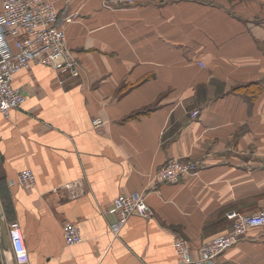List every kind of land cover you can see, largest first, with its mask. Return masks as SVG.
Listing matches in <instances>:
<instances>
[{"label": "crops", "instance_id": "obj_1", "mask_svg": "<svg viewBox=\"0 0 264 264\" xmlns=\"http://www.w3.org/2000/svg\"><path fill=\"white\" fill-rule=\"evenodd\" d=\"M54 2L75 15L66 31L82 75L31 63L13 77L21 107L0 110V218L19 222L24 264H177V234L196 255L230 230L229 211L264 209V0ZM172 158L201 166L158 181ZM27 168L32 189L19 183ZM132 191L154 216L132 215L116 237L106 210ZM67 221L79 243L65 241ZM1 259L18 264L10 242ZM218 264H264V229Z\"/></svg>", "mask_w": 264, "mask_h": 264}, {"label": "built area", "instance_id": "obj_2", "mask_svg": "<svg viewBox=\"0 0 264 264\" xmlns=\"http://www.w3.org/2000/svg\"><path fill=\"white\" fill-rule=\"evenodd\" d=\"M112 4L133 3L135 0H108ZM75 18L74 14H60L54 0H3L0 10V110L10 117L12 110L21 107L26 98L24 91L13 85L14 74L31 63H40L54 68L66 78H79L82 66L69 46L66 27ZM203 66L204 63H201ZM200 110L193 111L197 117ZM95 126L103 124L100 117L93 119ZM194 160L172 158L160 166L156 179L176 183L186 174L200 168ZM19 183L32 189L36 177L32 169L19 174ZM107 214L114 215L110 231L117 237L122 226L132 215L153 217L154 210L140 191L119 194ZM231 221L230 230L218 234L202 244L194 255L187 237L177 234L174 245L178 254L177 264H218V258L227 249L245 238L255 229H264V209L246 214L237 210L227 213ZM64 238L68 244L79 243L82 235L73 221L64 225ZM8 237L18 264L29 261V253L21 226L17 220L8 222ZM1 248V247H0ZM0 264H3L0 262Z\"/></svg>", "mask_w": 264, "mask_h": 264}, {"label": "water", "instance_id": "obj_3", "mask_svg": "<svg viewBox=\"0 0 264 264\" xmlns=\"http://www.w3.org/2000/svg\"><path fill=\"white\" fill-rule=\"evenodd\" d=\"M0 229H1V236H2V244L0 248V262H2L1 259V252L4 247H6L9 243V237H8V231H7V225L4 222L3 218H0Z\"/></svg>", "mask_w": 264, "mask_h": 264}, {"label": "trees", "instance_id": "obj_4", "mask_svg": "<svg viewBox=\"0 0 264 264\" xmlns=\"http://www.w3.org/2000/svg\"><path fill=\"white\" fill-rule=\"evenodd\" d=\"M146 112L145 110L138 111L137 113H134L133 115H139L140 113Z\"/></svg>", "mask_w": 264, "mask_h": 264}, {"label": "rangeland", "instance_id": "obj_5", "mask_svg": "<svg viewBox=\"0 0 264 264\" xmlns=\"http://www.w3.org/2000/svg\"><path fill=\"white\" fill-rule=\"evenodd\" d=\"M77 58V57H76ZM80 62V61H79ZM80 65H81V63H80ZM82 66V65H81Z\"/></svg>", "mask_w": 264, "mask_h": 264}]
</instances>
